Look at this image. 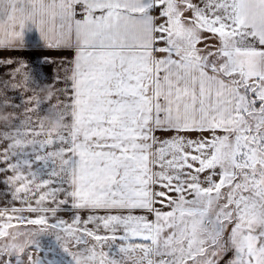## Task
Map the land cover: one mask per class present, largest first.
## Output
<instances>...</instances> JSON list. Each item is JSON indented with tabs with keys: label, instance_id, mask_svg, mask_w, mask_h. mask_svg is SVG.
<instances>
[{
	"label": "snow or ice",
	"instance_id": "6c2138e0",
	"mask_svg": "<svg viewBox=\"0 0 264 264\" xmlns=\"http://www.w3.org/2000/svg\"><path fill=\"white\" fill-rule=\"evenodd\" d=\"M0 93V264H264V0H0Z\"/></svg>",
	"mask_w": 264,
	"mask_h": 264
},
{
	"label": "crops",
	"instance_id": "0c3cea01",
	"mask_svg": "<svg viewBox=\"0 0 264 264\" xmlns=\"http://www.w3.org/2000/svg\"><path fill=\"white\" fill-rule=\"evenodd\" d=\"M8 55H11L12 58L18 60L28 61L30 64L37 66L41 65L45 59H48L50 61L54 60L56 61V63H49L48 65L44 66L45 71L50 75L56 72L62 59L60 53L50 51L41 45L38 33L36 32L26 34L25 46L22 49L10 54L7 52L4 53V56ZM39 95L41 98H47L53 96L54 93L52 88L49 86L43 88L39 92ZM3 99V94L0 93V101H3ZM4 102L6 103V101ZM25 107H27V105H25ZM13 116L14 113L10 110L0 108V125L10 124ZM42 122L45 129L51 133H58L64 127L63 121L56 119L54 111L51 109L48 111L47 115H44L42 117Z\"/></svg>",
	"mask_w": 264,
	"mask_h": 264
}]
</instances>
